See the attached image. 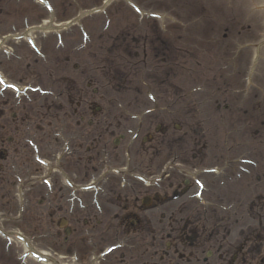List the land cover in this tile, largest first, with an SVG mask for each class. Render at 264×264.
<instances>
[{
  "label": "rangeland",
  "instance_id": "1",
  "mask_svg": "<svg viewBox=\"0 0 264 264\" xmlns=\"http://www.w3.org/2000/svg\"><path fill=\"white\" fill-rule=\"evenodd\" d=\"M43 1L44 4L36 0H0V74L4 73L9 82L23 78L22 84L30 78H38L43 86H60L61 90L68 77L76 82L71 99L79 102L80 108L73 104L71 112L78 114L71 115L63 107L56 109L66 113L71 133L80 127L81 132L87 134L88 153L80 147L84 143L82 137L74 145L77 154L66 161L71 162L68 168L75 184L89 181L92 173H96L93 168L100 156L96 152L101 147L102 158L108 166L125 168L145 163L140 168L142 175L148 174L151 178L167 172L169 177L158 187H150L146 194L170 195L171 190L177 188L176 169L171 167L220 166L221 161L237 156L249 161L245 167L248 173L253 172L252 181L256 182L255 175L264 171V26H261L264 0H112L101 12L84 16L68 28L28 33L31 41L39 46L42 59L27 48L24 40L7 38L1 42L4 36H17L26 27L64 26L105 2ZM81 43L82 49L78 50ZM20 55L24 56L16 57ZM81 62L82 68L94 72H75L74 69L80 70ZM96 88L97 92L93 93ZM80 90L87 92L85 104L79 99L83 96ZM56 95L54 102H68L64 93L62 97ZM89 98L95 101V106H100L95 115ZM61 117L59 114L58 121ZM161 121L166 123L165 131L155 132V125ZM139 125L142 127L140 135L152 137L151 149L163 152L155 154L149 148L150 142H142V135L137 136L129 148L131 159L127 164L122 159V150L126 149L125 142L131 135L128 134ZM96 129L98 135L101 133L100 139L96 137ZM40 138V152L48 157L49 139L44 127ZM148 151L152 161L150 170L145 171L150 161ZM25 158L27 155L20 156L17 163ZM162 165L165 168L161 169ZM160 169L163 171L159 172ZM7 176L9 196L0 197V206L9 213L14 205L13 183L9 182L13 173L9 171ZM112 178L114 196L125 197L128 188L119 186L117 176ZM206 181L217 180L207 177ZM235 186L238 187V183ZM136 203L130 209H136ZM177 205L166 206L175 210ZM114 212L118 211L113 209L102 218L98 214L97 218L89 219L87 225L71 223L73 231L64 237L62 229L56 226L58 218L49 220L46 208L32 205V209L25 211L22 224L8 221L3 228L18 229L26 237L50 233L39 240V247L55 253L61 264H73L74 260L76 264H89L92 257L85 244L87 237L100 243L104 240L101 231L109 237L112 230H123L118 233L122 236L132 234L127 227L128 220L123 215L119 219ZM156 214V211L150 214L152 229L156 227L153 220ZM262 223L264 225V220ZM82 230L86 232L81 233ZM110 243L108 240L101 243L99 249ZM71 244L73 254L68 251ZM93 259L92 264H98L96 258ZM113 264L133 263L126 258L125 261L113 260Z\"/></svg>",
  "mask_w": 264,
  "mask_h": 264
},
{
  "label": "flooded vegetation",
  "instance_id": "2",
  "mask_svg": "<svg viewBox=\"0 0 264 264\" xmlns=\"http://www.w3.org/2000/svg\"><path fill=\"white\" fill-rule=\"evenodd\" d=\"M24 81L23 78L15 80L17 84H22ZM28 81L30 87H41L51 91L54 95L57 94L58 97H62L64 93L68 102L61 104L54 102L51 96L39 99L35 94H26L16 103L7 92L0 94V197L3 196L7 199L9 196V191L6 190L8 163H13L16 160V171L23 174V184L21 186L23 202L27 206L34 202L37 206H40L41 192L32 185L31 178L33 174L28 173L35 171L33 161L40 150L41 125L47 120L50 129L48 135L50 139L48 143L49 159L55 163L58 156L62 155L60 168L54 167L50 178L53 186L49 198V220L58 218L56 224L62 221L70 227V232H72L71 223L83 222L87 225L89 219L99 216L98 210L105 212L100 214L101 218L108 216L113 209L118 211L117 213L114 212L113 215H116L119 219H122L121 215H123L129 222L127 227H130L132 234L122 236L118 233H123V230H112L113 234L109 237L107 233L101 231L100 235L104 240L100 243L96 242L94 246L99 249V245L108 240L113 245L120 247L115 252L114 261H125L128 258V261L133 264H168L167 262L174 264H264L263 207L259 206L258 211L254 213V217L259 218L258 227L255 229L247 228L246 224L241 223L247 209L241 206L240 199L232 197L230 188L227 190L222 188V191L210 193L211 184L206 181L207 177H197L202 166L188 167L180 165L177 168L178 184L176 191H173L178 199L176 200L178 205L175 213L167 208V200L165 199L159 201L157 204L159 208L152 210L151 207L144 208L136 203L139 200L138 196L142 194L140 189L144 190V194L150 190L142 188L140 184L135 180H130L128 176L124 178L130 190L128 196L125 195V197L120 198V195L116 194L113 197L115 193V184H111L113 178L100 179V174L106 168L111 167L104 162V158H102L104 150L101 147L96 152L98 156L100 155L97 166L93 168L96 173H92L89 181L81 182L84 185L94 183L96 187L100 186L101 190L96 193V189H94L93 193H86L72 199L69 190L57 185L58 176L61 177V172L70 175L68 165L71 162L66 161L77 154L74 145L78 139L82 140V137L84 138V143L80 147H83L85 153H88L89 148L87 146V134L81 132L80 127L71 133L70 125L67 123L65 116L66 113L56 111L59 107H63L71 115L78 114L76 111L71 112L73 102L71 101L72 86H68L70 80L64 82L63 90L60 89V86L57 88L43 86V82L38 78H30ZM79 99L85 104L82 97H79ZM79 105L80 103L77 102V108H80ZM40 108L43 111L40 112ZM81 109L83 110V107ZM9 110L12 111L10 118H8ZM59 114H62L60 121H58ZM56 121L59 122L58 125ZM74 124L77 125L78 122H74ZM88 124L91 125L92 122L89 121ZM162 126L164 129L166 128L163 123ZM96 130L97 137L99 131ZM98 136L97 139H100L101 133ZM149 141L151 151H155V154L158 155L159 152H163L162 149H151L152 140ZM160 143L163 144L162 141ZM20 152L21 155L18 154ZM26 155L27 158L18 164L17 159ZM148 157H150V161L145 165V171H149L151 167L150 162L152 159L149 151ZM88 163H90L89 160ZM144 164H131L128 170L134 174L136 172L142 174L140 168ZM147 176L150 177V175L145 174V177ZM196 177L204 184L205 188V191L201 193L202 198L205 200L203 207H198L193 198L196 193L193 181ZM130 186L131 188H129ZM240 191L247 192V188H240ZM259 193V191L254 190V194ZM14 196H16L15 193H13ZM255 198L258 200L261 196L258 195ZM176 201L172 202V205L176 204ZM232 201L238 203L239 206H231ZM135 203L137 204L136 209H130V206ZM253 206V203L249 204L248 212L250 215L253 214ZM1 209L3 208L0 206V215L4 216L3 221H6L7 211ZM153 211L158 213L153 218L156 224L154 229H152V217L150 215ZM17 220L23 222V217L21 216ZM130 230L127 229L126 232L130 233ZM84 232L86 230L81 231V233ZM46 234L41 233V239L50 235V233L47 236ZM17 249V247L5 246L0 240V264H19L17 259L20 251ZM48 252L49 254H55ZM154 255L156 259L153 258Z\"/></svg>",
  "mask_w": 264,
  "mask_h": 264
},
{
  "label": "clouds",
  "instance_id": "3",
  "mask_svg": "<svg viewBox=\"0 0 264 264\" xmlns=\"http://www.w3.org/2000/svg\"><path fill=\"white\" fill-rule=\"evenodd\" d=\"M261 26H264V20H261Z\"/></svg>",
  "mask_w": 264,
  "mask_h": 264
},
{
  "label": "snow or ice",
  "instance_id": "4",
  "mask_svg": "<svg viewBox=\"0 0 264 264\" xmlns=\"http://www.w3.org/2000/svg\"><path fill=\"white\" fill-rule=\"evenodd\" d=\"M3 83V81H2V79H0V84H2Z\"/></svg>",
  "mask_w": 264,
  "mask_h": 264
}]
</instances>
